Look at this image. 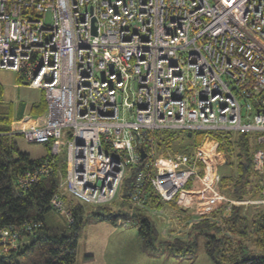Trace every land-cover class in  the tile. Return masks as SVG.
Returning a JSON list of instances; mask_svg holds the SVG:
<instances>
[{
  "label": "built area",
  "instance_id": "obj_1",
  "mask_svg": "<svg viewBox=\"0 0 264 264\" xmlns=\"http://www.w3.org/2000/svg\"><path fill=\"white\" fill-rule=\"evenodd\" d=\"M2 69L46 102L33 125L24 115L11 133L57 156L67 129L60 186L81 202L111 203L128 168L149 155L128 192L132 205L148 209L149 183L159 201L192 202L198 214L218 197L264 214V0H0ZM160 129L205 135L189 150L146 151L147 134ZM213 132L252 134L260 197L217 192L226 154ZM50 168L47 158L17 182L27 188ZM196 186L210 196L193 200ZM50 205L73 220L58 194ZM39 225L0 223V254L28 244Z\"/></svg>",
  "mask_w": 264,
  "mask_h": 264
},
{
  "label": "trees",
  "instance_id": "obj_2",
  "mask_svg": "<svg viewBox=\"0 0 264 264\" xmlns=\"http://www.w3.org/2000/svg\"><path fill=\"white\" fill-rule=\"evenodd\" d=\"M18 82H23L19 76ZM0 84V223L20 225L25 222L38 221L40 225L29 236V243L9 253L0 254V264H75V251L79 230L84 222L83 203L73 195L67 193L60 186L65 171V163L57 161V156L50 155L49 144L44 143L47 153L39 158L31 159L27 152L21 151L12 140L11 129L13 123L24 116L25 104L14 106L12 101H3ZM46 109L43 92L40 99L29 106L30 116H41ZM152 142L144 145L147 151L152 144L155 151L177 152L189 150L199 144L205 135L204 131H173L160 129L147 134ZM213 137L221 141L219 152L226 154V164L220 169V181L217 192L230 200H245L260 197L257 176L251 168V155L256 148L249 133L213 132ZM139 161L129 167L120 190V205H126L124 210L119 208L112 211L106 205H89L87 214L98 220H107L116 224L121 217L126 221L132 220L137 224L138 233L144 243L153 248L168 249L174 255L187 256L196 254L198 238L203 237V250L211 259L212 264H264V214L257 208L253 214L243 212L244 205H230V212L224 215L228 201L218 197L205 213L209 217L220 219L222 226L236 237V241L229 240L226 232L214 220L201 219L194 222L190 228L186 241L175 238L173 241H161L153 220L145 214V209L132 205L128 192L134 186L137 171L144 170L145 162ZM152 157V156H151ZM49 159L51 168L48 174L39 177L35 184L27 188L19 186L17 179L28 168L40 165ZM189 186V183L188 185ZM148 195L146 204L149 207H163L155 191L146 183ZM58 194L66 209L70 211L72 221L66 217L45 218V213L52 209L50 200ZM211 192L196 186L193 196L197 200H205ZM247 208V207H246ZM255 208V207H254ZM57 212V211H56ZM225 230V231H227ZM165 246L159 247L158 244Z\"/></svg>",
  "mask_w": 264,
  "mask_h": 264
},
{
  "label": "rangeland",
  "instance_id": "obj_3",
  "mask_svg": "<svg viewBox=\"0 0 264 264\" xmlns=\"http://www.w3.org/2000/svg\"><path fill=\"white\" fill-rule=\"evenodd\" d=\"M18 77L19 75L12 70H0L1 95L3 101H12L14 106L25 104L27 109L24 115H27L28 119L22 124L30 126L34 124L32 119L36 120L39 116H30L28 108L40 99L42 91L39 88L29 87L23 82H18ZM21 119L17 121H21ZM13 124L16 125L17 123L14 122ZM12 140L21 151L27 152L31 159L39 158L47 153L44 143L25 142L19 134L12 135ZM66 140L67 129H63L62 135L58 139L61 145V152L57 155V161L59 162L65 161L64 144ZM225 165L223 163L220 164L218 166L219 171ZM191 198L193 200L195 198L193 192H191ZM191 203L183 208L178 207L173 202H164L165 205L163 207H148L145 214L155 223L161 241H173L175 238L186 241L192 224L201 219L214 220L218 225H221L219 226L220 230L226 232V237H231L229 240H233V243L236 241V237L225 226H222L220 219L216 217L208 218L207 215L196 213L197 207ZM105 205L108 208L110 207L112 211L126 208V205H120L119 194L111 203ZM88 208H91L89 204H83L84 222L79 230L77 239L75 264H212L211 259L203 250V237L198 238L196 254L192 256H176L168 249H156L144 243L138 233V225L133 223L131 219L126 221L118 217L116 224L113 225L107 220H98L88 215ZM226 209L223 212L224 215L229 214L230 204H228ZM254 209L256 210L253 206H248L243 208L242 211L250 215L253 214ZM65 215L63 212H56L50 209L45 213V218L65 219ZM158 246L165 247L160 244Z\"/></svg>",
  "mask_w": 264,
  "mask_h": 264
},
{
  "label": "water",
  "instance_id": "obj_4",
  "mask_svg": "<svg viewBox=\"0 0 264 264\" xmlns=\"http://www.w3.org/2000/svg\"><path fill=\"white\" fill-rule=\"evenodd\" d=\"M95 32L96 31H95V28H94L93 29V33L95 34ZM189 134H190V131H189ZM139 152H140L141 159H144L146 157V152H145V150H144L142 145H139Z\"/></svg>",
  "mask_w": 264,
  "mask_h": 264
},
{
  "label": "crops",
  "instance_id": "obj_5",
  "mask_svg": "<svg viewBox=\"0 0 264 264\" xmlns=\"http://www.w3.org/2000/svg\"><path fill=\"white\" fill-rule=\"evenodd\" d=\"M27 108L25 107V110H26Z\"/></svg>",
  "mask_w": 264,
  "mask_h": 264
}]
</instances>
